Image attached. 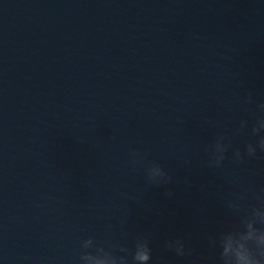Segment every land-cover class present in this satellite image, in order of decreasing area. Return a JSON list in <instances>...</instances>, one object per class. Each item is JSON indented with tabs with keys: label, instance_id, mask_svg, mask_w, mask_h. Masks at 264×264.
Instances as JSON below:
<instances>
[{
	"label": "water",
	"instance_id": "water-1",
	"mask_svg": "<svg viewBox=\"0 0 264 264\" xmlns=\"http://www.w3.org/2000/svg\"><path fill=\"white\" fill-rule=\"evenodd\" d=\"M260 103L264 0H0V264H82L84 240L138 234L150 264H219L227 201L264 195V153L231 159ZM220 135L229 158L209 167ZM152 161L171 184L147 181Z\"/></svg>",
	"mask_w": 264,
	"mask_h": 264
},
{
	"label": "clouds",
	"instance_id": "clouds-1",
	"mask_svg": "<svg viewBox=\"0 0 264 264\" xmlns=\"http://www.w3.org/2000/svg\"><path fill=\"white\" fill-rule=\"evenodd\" d=\"M244 103H255L254 94L248 92ZM262 115L259 116L252 127V135L258 136L255 142L246 143L244 150L235 148L232 154L234 164L244 163L246 157H256L258 150L264 153V103L258 105ZM248 126L247 120H241L239 127L235 130V135L239 136ZM232 138L220 135L216 138L214 145L206 149L208 152L209 167L220 168L229 157L227 153L232 145ZM131 162L142 164V154L133 150ZM190 164L191 161H185ZM147 181L157 187L166 186L173 182V177L166 168L152 161L146 166ZM205 186H201L203 190ZM235 194L227 201L230 211L239 215L238 227L221 232L217 236L209 237V244L213 249L219 248V264H264V195H256L257 204H246L247 192ZM171 197L174 193L168 190L164 193ZM167 250L174 252L179 257L192 256L193 250L187 246L183 238H174L166 242ZM82 252L80 260L82 264H150L152 261V247L150 238L146 234H138L134 238V248L129 249L125 243H111L107 247L98 245L93 238H88L82 242ZM88 249H94L88 251ZM130 258V259H129Z\"/></svg>",
	"mask_w": 264,
	"mask_h": 264
}]
</instances>
